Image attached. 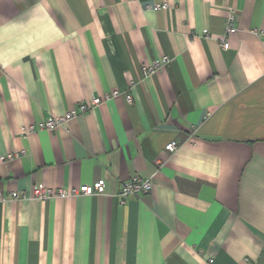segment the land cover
<instances>
[{
  "label": "crops",
  "instance_id": "obj_1",
  "mask_svg": "<svg viewBox=\"0 0 264 264\" xmlns=\"http://www.w3.org/2000/svg\"><path fill=\"white\" fill-rule=\"evenodd\" d=\"M9 154L0 264H264V0H0ZM155 172L122 203L124 181ZM102 177L100 195L32 198Z\"/></svg>",
  "mask_w": 264,
  "mask_h": 264
},
{
  "label": "built area",
  "instance_id": "obj_2",
  "mask_svg": "<svg viewBox=\"0 0 264 264\" xmlns=\"http://www.w3.org/2000/svg\"><path fill=\"white\" fill-rule=\"evenodd\" d=\"M153 9H166L168 8V3H160L151 6ZM149 8V5H148ZM237 31V13L235 9H231L225 26V31L223 33V47L228 48L229 43L226 40L227 36L230 33H234ZM168 57H163L160 61H156V63L147 68L148 73H152L156 70V68L160 67L161 65L168 62ZM118 91H115L113 95H117ZM110 95H105L104 98L109 97ZM126 98L129 102H131V95L127 94ZM103 99L101 97H93L89 102H82L76 107L72 108L71 110L61 114L50 117L46 121L40 124V127L46 128L50 131H55L56 128L62 127L65 123L83 113L88 112L92 107L101 103ZM179 147V143L177 140H173L166 144L165 148L170 153L175 152ZM13 154H9L7 156H0V160L11 159ZM162 163H159L158 168H160ZM156 172L151 177H143L141 175H135L131 179L124 181L121 185L120 191L118 193L119 197L121 198L122 203H125L129 198L136 197L140 193H151L154 189V181L153 177L155 176ZM107 189V181L105 178H100L92 183H86L81 185L79 188H71L66 189L63 187L53 189L48 187L44 184L37 185L34 189V193L32 198H39V199H49L55 196L59 197H69L72 195H100L106 193ZM0 198L6 200L7 198L0 195ZM10 198L21 200V199H31L28 197L24 191H12Z\"/></svg>",
  "mask_w": 264,
  "mask_h": 264
}]
</instances>
